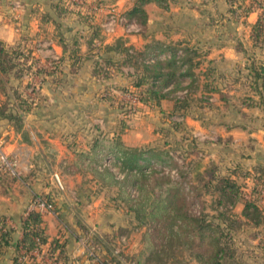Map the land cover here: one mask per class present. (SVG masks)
Here are the masks:
<instances>
[{"label":"crops","instance_id":"0c3cea01","mask_svg":"<svg viewBox=\"0 0 264 264\" xmlns=\"http://www.w3.org/2000/svg\"><path fill=\"white\" fill-rule=\"evenodd\" d=\"M137 1L102 0L98 11L91 13L88 8H82L76 14L57 0H0V42L28 54L26 64L30 69L21 76V83L25 85L19 92L31 103L27 110H16L20 114L18 128L0 117V150L8 160L14 161L10 169H0V175L5 178L3 185H0V217L5 219L11 229L8 244H0V264H11L14 255L12 244L21 237L20 221L35 194L46 196L53 204L51 212L40 213L41 226L48 241L58 238L63 242L64 264H102L101 261L107 260L109 256L103 246L94 247L99 258L88 257L87 244L93 236L101 241V238L114 236L118 228L127 229L129 234L135 233L136 229L130 228L134 224L133 218L126 212H122L123 215L120 213L122 204L119 205L116 199L107 198L104 201L101 216L96 209L85 212L84 207L92 209L96 205L99 189L109 187L102 181H96L98 190L91 192L93 195L89 194L88 198L87 194L84 196L83 181L66 185V192H62L55 189L52 179L31 184L27 180L29 176H22L31 170L32 173H43L44 169L49 175L57 173L55 170L62 176L67 171L75 174L90 166L91 159L109 151L100 146L91 152L93 141L106 143L115 135L125 146L139 148V144L127 142L123 134L115 130L116 122L110 125V108L113 109V115H116V109L110 106L107 110L104 100L109 98L99 97L103 86L110 90L106 92L116 102L118 99L112 95V91L119 84L128 90L133 89L131 79L135 69L121 63L123 54L115 50L116 41L123 47H130L133 53L142 52L150 57L155 54L161 60L169 58L168 47H188L199 53L194 58L198 61H201L200 57L207 61L217 60L222 56L219 55L220 50L233 42L218 35L219 31L227 27L226 23L221 25L212 19V16L219 14L220 4H226L225 0H168L171 5L164 8L154 0H145L140 4L144 15L142 23L137 21V17L128 19L124 14ZM221 9L222 12L228 11V7L225 9L222 6ZM257 9L252 8L244 16L247 29L242 41L249 47H254L248 32L260 12ZM117 12L123 14L128 22H133L135 30L126 32L119 25L113 33H105L102 24L107 15ZM210 31L213 35L209 37ZM230 46L236 55L239 49L236 50L233 44ZM200 48L205 51L200 53ZM72 49L76 51L74 69L71 67L73 59L68 55ZM60 56V65L52 71L53 63ZM105 60L110 63H105ZM197 67L193 69L194 73ZM257 96L264 104V96L259 97L258 93ZM163 102L169 101L161 100L155 109L161 108ZM139 108L149 110L141 105ZM261 116L255 118L247 115L242 125L248 126L250 121L264 123V112ZM244 132L248 139L254 133L249 129ZM89 154H92L90 158ZM240 160L243 162H239L242 166L239 170H263L264 151L257 149ZM97 167L90 169L96 171L99 169ZM116 212L120 213L119 217L112 219ZM142 250V242L137 248L131 246L126 249L124 255L131 257L124 260L123 264H151L138 261ZM42 253L37 259L45 256ZM189 260L184 264H198L193 259ZM110 264L122 263L112 261Z\"/></svg>","mask_w":264,"mask_h":264},{"label":"trees","instance_id":"16d2710c","mask_svg":"<svg viewBox=\"0 0 264 264\" xmlns=\"http://www.w3.org/2000/svg\"><path fill=\"white\" fill-rule=\"evenodd\" d=\"M57 1L65 5L62 0ZM144 1L138 0L129 12L124 13L125 16L128 19L135 16L137 21L142 23L144 15L140 9V4ZM154 1L157 2L158 0ZM65 6L76 14H79L82 10L81 7L75 5ZM228 8H230V5ZM251 10V8H248L245 11V15ZM248 34L252 41V46L259 47L264 44V15H257L255 21L249 27ZM115 44V50L123 54L121 63L130 65L135 69L131 79V86L138 104L149 109L158 107L163 99L171 100L172 97L170 95L172 93L184 88V86L180 85L182 81L188 79L192 82L194 78L193 69L200 63V61L194 60L199 53L188 47H168L169 58L161 60L155 54L150 57L142 52L133 53L130 47H123L119 41H116ZM156 48L160 50V47ZM75 53L74 49L68 53L69 57L73 59L71 62L72 69L76 66ZM28 58V54L22 50L6 47L0 42V91H4L3 83L8 80L9 75L21 78L24 73L29 72L30 66L26 64ZM61 61L62 57L60 56L53 63L52 71L58 68ZM105 63H110V61L105 60ZM251 71L254 73L255 78L261 81L258 94L259 97H262V95L264 96L263 65L261 64L251 69ZM169 86L170 88L166 89ZM124 90L126 91L127 89ZM217 91V89L211 90V92ZM171 101L172 107L169 111V116L177 114V110H183L186 107L184 101L181 105H178L175 100ZM8 102L0 107V117L7 119L11 123L13 122V124L14 120L17 121L14 126L18 128L20 114L17 111L14 113L12 109L27 110L31 103L27 98H23L19 91L15 93L13 102H10L9 99ZM10 106L11 108H9ZM118 108L125 112L127 105L119 104ZM182 113L179 114L182 115ZM100 146H104L109 150L104 154V157H109L108 159L118 164L124 175L121 182L106 181V175L111 176L113 174L106 167H101V163L97 165L99 169L93 172L107 186L116 187L117 191L114 199L124 204L126 214H129L134 220L133 226L143 227L144 229L142 233L144 247L138 257L139 262L147 261L152 264L153 255H157L156 253L159 252L154 244L152 235L155 232V236L159 234L163 239L168 238V243L164 241L162 248H160L161 252L165 254V257L163 256L160 259L161 264H184L187 262L185 258L171 259L175 246H171L170 238L175 237L180 240L177 244L178 253H188V258L193 259L198 264H245L238 261L235 250L230 246L229 234L232 225L239 221V217L245 220L243 221L244 223L253 227L264 226V205L260 206L256 201L260 188H264L263 170L256 172L239 171L240 174L238 175H240L241 179L251 181L250 193L244 197L245 194L241 191V184L237 183L231 175L218 176L217 165L211 160L206 163H202L204 161L201 159L191 162L187 172L192 177L190 181H185L186 177L183 175L185 172L182 173L179 166H170L171 155L169 150L150 146L143 148L128 147L119 140L117 135L107 140L106 143H101V140L93 141L90 147L91 152ZM91 155H88L89 158ZM165 167L171 168L165 171ZM173 169L175 170L174 178L178 179L177 182L170 180L173 178L172 174H170ZM235 172L236 168H233L231 173ZM114 180L116 179L114 178ZM4 181L5 178L0 175L1 186ZM131 189L136 191L135 196H131L126 191ZM215 192L220 193L222 197H224L223 195H229L228 193L236 195L237 200L235 201L240 202L242 206L240 213L227 216V211H218L215 216H207L202 211L190 214L186 210V206L189 204L186 203L188 194H193L195 203H199L202 207L201 195L203 193L212 195ZM37 197L52 204L46 196L37 194L31 197L29 203L33 202ZM234 203V201H231L228 204L233 207ZM215 204H222L221 199L215 200ZM215 219L219 220L221 224H214L213 220ZM20 229V239L12 244L14 255L11 258V264H45L41 259H37L31 254L34 250L38 253L43 252L42 254H45L56 264H64L63 242L59 241L58 238L47 240L41 226L40 213L37 210L30 209L27 211L25 208L24 216L20 221ZM10 230L5 219L0 217V244H8ZM125 231V228H118L116 234L109 237L107 242L102 240L101 242L98 238L92 237L91 245L94 247L101 245L109 254L107 260L101 261L102 264L119 261L111 253V247L109 248L108 246H112L115 237L122 235ZM222 238H225V240L221 241ZM94 257L99 258L95 252Z\"/></svg>","mask_w":264,"mask_h":264},{"label":"rangeland","instance_id":"374dc122","mask_svg":"<svg viewBox=\"0 0 264 264\" xmlns=\"http://www.w3.org/2000/svg\"><path fill=\"white\" fill-rule=\"evenodd\" d=\"M96 1L102 3V0ZM225 1V5L221 3L219 6V14L212 16V19L217 20L221 25L226 23L227 27L219 31L218 35L233 41L229 44L235 45L234 47L236 50L239 49V52L235 55L232 47L228 45V47L220 50L219 55L222 54V56L217 60L207 61V59L200 57L201 61L195 70L194 81L192 80V82H190L188 79L184 80L185 82L183 84L182 82L180 83L184 88L170 95V97H172L171 100L177 101L178 105H181L184 101L186 107L183 110H177V114L169 116V111L172 107L171 100H168V103L163 102L161 108L158 109L140 110V105L132 99L134 95L133 90L127 89L125 91L124 89L126 88L120 86L122 84H119L117 88H115L116 90L112 91V93H114L112 95H115L116 99H118L117 102L109 93L107 94L110 90L107 89L106 86L100 88L99 97L104 98V96H107L109 98L104 100L107 110L110 106L115 107L116 115H113V109L110 108L111 115L108 121L109 123L111 122L110 125L112 126L114 125L113 121L116 122L115 130L118 133H122L127 142L139 144V148L150 146L169 150L171 155L170 166H179L182 173L185 172V174H183L184 177H186L185 181H190L192 177L191 174L187 172L189 171L188 167L191 162L201 159L204 161L202 163H206L211 160L217 165L218 176L231 175L237 183L241 184V191L245 194V197L250 193L251 181L248 179H241L240 175H238L240 174L239 169L242 168L239 162H243L240 158L245 155H250L252 152L255 153L257 149L259 151H264V123L250 121L248 126L246 124L242 125V123L245 122V116L253 115L256 116L255 118H262L261 114L264 112L263 101L260 100V102L257 96L260 87L259 83L261 81L260 79L257 80L254 73L251 71V69L261 64L264 68V44L259 47H249L247 44H243L244 41L242 40L245 39L247 29L244 25L246 21L244 16L248 8L257 9L258 6L260 10H257L260 12L257 15H264V0ZM169 2L168 0H158L157 5L164 8L171 5ZM216 5L218 6L219 4ZM221 5L224 6L225 9L230 5V8H228V11H224L223 9L224 12H222ZM203 20L206 21V17H204ZM210 35H213L211 31L208 36L210 37ZM199 51L201 53L205 50L204 48H200ZM215 53L216 52H214V54ZM21 81V78L14 77L13 75H9L8 80L6 82L4 81V91H0V107L9 103L8 99L10 102H13L15 93H18V91L22 89L21 87L25 85L22 84ZM213 89H217L218 91L211 92ZM110 100L112 102H109ZM119 104L127 105L125 112L118 108ZM9 108H11V106ZM12 110L16 113L15 109ZM181 112H183L182 115L179 114ZM11 124H17V121L14 120V124L13 122ZM231 128L233 129L231 130ZM247 129L254 132H251L250 139L247 138V133L244 132ZM261 136L263 138L259 140ZM104 153H100L96 159L94 158L90 162V166H96L106 160ZM9 161H11V163L14 162L13 160ZM46 161L49 160L47 159ZM111 161L107 164H109L111 168H116L117 164ZM13 164L14 163H12V165ZM90 166H87V168L81 171H76L77 173L75 172V174L67 171L63 176L58 170H55L57 173L49 175L46 169L43 170V173H32L31 170L30 172L24 173V176H22V172L20 175L23 178L29 176L27 180L31 184L35 183V181L37 183L49 182L52 179L55 189L62 192H66V185H75L83 181L85 182L84 196L87 194L86 197L89 198V194L93 195L91 192L98 190L97 186H95L97 183L96 181H101L100 177L98 178V175L90 169ZM232 167L236 168L235 173H231ZM170 168L171 167H165V171L170 170ZM111 173L113 175H106V181L121 182V179L116 178L113 172ZM55 175L58 178L59 185L54 178ZM172 176L173 178L170 180L177 182L178 179L174 178L175 174H172ZM114 178L116 180H114ZM116 191L117 189L112 186L99 189V198L96 201V205L92 206V209L84 207L85 212L96 209L98 210V214H100L99 216H101L104 201L107 198L114 199ZM126 191H128L131 196L136 195V191L133 189ZM228 194L229 195H223L224 197H222L218 192L212 195L203 193L201 195V200L203 202L202 207L199 203H195L193 194H188L186 196V203L189 204H187L186 210L190 214H196L202 211V213H205L207 216H215L218 211H227V216L230 214L238 215L241 211V203L235 201L237 200L236 195ZM263 195L264 188L262 187L257 194V200L255 199L260 206L264 205ZM252 197H254V195H252ZM219 198L222 204L216 205L215 200ZM231 201L235 202L233 207H230V204H228L229 202L231 203ZM108 202L110 203L111 201ZM118 204H122V206H120L121 210H119L122 214V212H125V206L122 202ZM81 209L83 208L81 207ZM82 213L84 212L82 211ZM120 213H113L112 219L118 218ZM243 221L245 220L239 217V221L232 225L229 234L230 246L235 250V255L240 263L264 264V228L262 226L253 227ZM129 223H132V221H129ZM213 223L217 225L221 224L217 219L213 220ZM133 225L134 224H132L130 228L137 227ZM221 227H223V225H221ZM134 229H136L135 233L131 234H129L126 229L122 235L115 237L112 246H108L112 249L111 253L115 255L122 264L124 260L126 261L127 258L131 257L128 254L124 255L126 249L131 246L132 248H137L140 246L141 242L143 245L144 238L141 235L144 231L143 227ZM227 233H229V231H227ZM152 235L154 237V244L157 250H159V252L156 253L157 255H153L152 264H161L160 259H162L163 256L165 257V254L161 252L162 250L160 248H162V243L164 241L168 243V238L163 239L159 234L155 236V232H153ZM170 239L171 246H175L173 251L174 254H172L171 259L185 258L186 261H190L188 253H178L177 251V244L180 240L176 237ZM101 240L107 242L108 238H101ZM224 240L225 238L221 239V241ZM91 242L87 244L89 248L93 246ZM92 252L95 251L92 250ZM88 257L94 258L92 254H88Z\"/></svg>","mask_w":264,"mask_h":264},{"label":"built area","instance_id":"2783aa9c","mask_svg":"<svg viewBox=\"0 0 264 264\" xmlns=\"http://www.w3.org/2000/svg\"><path fill=\"white\" fill-rule=\"evenodd\" d=\"M63 3L65 5H75L77 7H81V8H88V11L92 12H96L98 11V9L100 8V4L96 1V0H62ZM123 26L124 30L126 32H130L135 30L136 26L133 22H128L125 18V16L121 13H109V15H107L106 20L104 21V23L102 24V28L104 30L105 33L107 34H111L114 32L115 28L117 26ZM133 101L138 103L136 97L133 95ZM111 160L106 158V160H104L101 163V167H106L107 169H109L111 172L114 173V175L116 176V178L118 179H122L124 172L122 170H120L118 164L116 166V168H111L109 166V164H107L108 162H110ZM106 162V163H105ZM113 162V161H111ZM11 161H9L6 157V155L0 150V169L3 168H11ZM116 169V170H114ZM170 174H174V171L171 170ZM57 184L59 185L58 182V178L56 177V175L54 176ZM30 209H34L37 210L39 213L44 212V211H48L51 212L52 211V204L50 202L45 201L44 199L41 198H35V200L31 203L28 204V206L26 207V210H30ZM92 250L95 251V248L93 246H91L87 251L88 254H92V256H94V252H92ZM32 255H34L35 257L40 256V253H38L37 251H32L31 252ZM45 255V254H43ZM40 259L45 263V264H56L55 262L51 261L50 258H48L46 255L44 257H40Z\"/></svg>","mask_w":264,"mask_h":264}]
</instances>
